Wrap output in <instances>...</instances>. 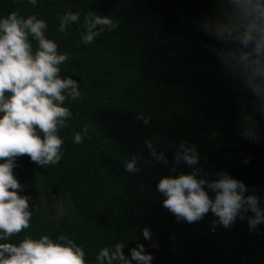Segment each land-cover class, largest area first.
Returning a JSON list of instances; mask_svg holds the SVG:
<instances>
[{
  "label": "trees",
  "instance_id": "obj_1",
  "mask_svg": "<svg viewBox=\"0 0 264 264\" xmlns=\"http://www.w3.org/2000/svg\"><path fill=\"white\" fill-rule=\"evenodd\" d=\"M216 0H0V14L36 13L46 22V35L68 59L60 74L78 81L81 96L65 100L72 118L58 129L62 158L45 167L27 154L15 159L13 175L29 197V227L10 237L52 238L66 234L82 247L86 264L99 248L124 241L151 252V264H264V224L248 230L237 219L228 228L209 212L201 220H177L162 206L156 190L169 171L176 144H195L199 166L213 179L224 170L264 194V139L257 144L240 135L239 110L251 97L218 62L206 45L213 43L194 20L215 12ZM88 11L108 15L117 27L85 45L79 22L57 31V13ZM82 31V29H80ZM35 42H33L34 44ZM218 46V45H217ZM138 114L149 117L143 124ZM264 138V119L256 115ZM88 125L80 144L73 130ZM163 148L168 164L156 162L145 145ZM139 157V172L129 173L123 161ZM248 162L244 163V159ZM178 171H190L181 163ZM152 236L145 240L142 229ZM158 247H150L152 242Z\"/></svg>",
  "mask_w": 264,
  "mask_h": 264
},
{
  "label": "clouds",
  "instance_id": "obj_2",
  "mask_svg": "<svg viewBox=\"0 0 264 264\" xmlns=\"http://www.w3.org/2000/svg\"><path fill=\"white\" fill-rule=\"evenodd\" d=\"M26 2L36 6L38 0ZM57 17L59 32L79 22L80 42L85 45L117 27L112 17L93 11L82 20L79 11L57 13ZM194 23L213 42L206 45L208 51L251 97L240 106V135L259 143L264 139L256 119V115L264 119V0H216L214 14L203 15ZM46 28L45 20L36 13L0 14V264H86L82 247L66 234L55 238L26 234L16 243L9 239L29 227L32 215L29 197L18 194L22 186L12 172L16 157L27 154L40 166L56 165L62 158L63 143L58 129L67 127L66 120L72 118L64 101L81 96L78 81L61 76L60 66L68 54L57 51ZM137 119L149 123L144 114ZM88 130V125L73 130V143H82ZM145 145L153 160L168 164L163 148L157 151L151 139ZM138 159L137 155L125 159V171L139 172ZM181 163L190 171H178L176 165ZM169 171L175 175L160 176L155 187L163 197L162 206L178 221L193 223L210 212L215 217L213 229L217 225L228 228L237 219L246 220L250 232L264 224V194L258 195L255 187L224 170L209 179L199 166L195 144L183 139L176 144ZM141 234L145 240L152 236L147 226ZM124 246V241H117L99 248L93 264H151L153 255L142 243L130 248L128 255ZM150 247H158V243L153 241Z\"/></svg>",
  "mask_w": 264,
  "mask_h": 264
}]
</instances>
